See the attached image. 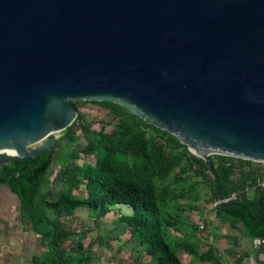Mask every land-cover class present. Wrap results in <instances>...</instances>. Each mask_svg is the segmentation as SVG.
Here are the masks:
<instances>
[{"label": "water", "instance_id": "obj_1", "mask_svg": "<svg viewBox=\"0 0 264 264\" xmlns=\"http://www.w3.org/2000/svg\"><path fill=\"white\" fill-rule=\"evenodd\" d=\"M79 100L124 105L211 168L264 162V0H0V151L17 152L0 165L55 145Z\"/></svg>", "mask_w": 264, "mask_h": 264}, {"label": "trees", "instance_id": "obj_2", "mask_svg": "<svg viewBox=\"0 0 264 264\" xmlns=\"http://www.w3.org/2000/svg\"><path fill=\"white\" fill-rule=\"evenodd\" d=\"M100 102L112 110L127 111L130 115L127 124L110 132L97 130L78 114L62 131L66 141L60 147L53 145L38 155L0 165V180L20 197V220L41 234L47 248L33 264H87L92 254L82 247L68 248L65 241L71 236L86 237L90 229L88 221L97 222L117 209L121 220L129 223L146 245L147 253L155 259L146 264H182L167 240L162 215L171 193L167 189L160 191L157 180L185 163L195 166L208 182L213 202L236 194L214 206L216 216H224L232 228L241 227L248 237L264 238V187L248 188L264 178L263 162L214 153L210 154L211 168L194 153L171 151L172 144L186 145L169 131L124 105L108 100ZM145 127L153 135L147 136ZM129 130L132 135L124 138ZM81 137L87 141L84 149L77 147ZM101 146H122L127 155L99 153L95 149ZM82 152L96 159L79 163ZM53 165L55 169L50 171ZM55 182L75 189L84 185L85 196L61 192L53 199L50 188ZM124 206L130 212H125ZM81 207L89 208L88 219L77 213ZM100 240L102 244L104 238Z\"/></svg>", "mask_w": 264, "mask_h": 264}, {"label": "rangeland", "instance_id": "obj_3", "mask_svg": "<svg viewBox=\"0 0 264 264\" xmlns=\"http://www.w3.org/2000/svg\"><path fill=\"white\" fill-rule=\"evenodd\" d=\"M75 107L78 114H82L97 130L104 129L109 132L118 130V127L127 124L130 118L127 111L112 110L97 100H79ZM144 129L147 136L153 135L154 132L151 129L147 127ZM130 135L132 132L129 130L123 136L127 138ZM65 141L66 137L62 132L57 136L54 146L60 147ZM86 143V139L81 137L77 147L84 149ZM95 150L99 153L108 151L122 156L127 155L122 146L117 148L101 146L96 147ZM170 150L193 153L187 145L184 147L172 144ZM89 159L95 160L96 157L82 152V158L78 162L83 163ZM54 169L55 165L50 171ZM157 186L160 191L167 189L171 193L167 205L162 208V215L167 240L182 264H236L235 260L228 257L226 250L220 246L225 243L221 233L225 230L231 233L234 230L226 218L216 216L215 202L210 198L209 184L204 181L195 166L188 163L177 166L167 177L158 179ZM50 191L53 199L57 198L61 192L85 196L84 185L80 189H75L62 182H55ZM123 210L130 212L127 206H124ZM118 211V209L112 210L97 222L95 219H92V222L88 221L90 229L87 236L84 238L71 236L65 241V246L82 247L92 252L95 259L92 264H146L155 261L147 253L146 245L132 231L129 223L121 220ZM77 213L87 219L90 216L88 207L77 208ZM201 221L204 222L203 228L199 227ZM240 231L242 232L243 229L241 228ZM100 238H104L102 244Z\"/></svg>", "mask_w": 264, "mask_h": 264}, {"label": "crops", "instance_id": "obj_4", "mask_svg": "<svg viewBox=\"0 0 264 264\" xmlns=\"http://www.w3.org/2000/svg\"><path fill=\"white\" fill-rule=\"evenodd\" d=\"M19 206L20 199L0 185V264H33L47 249L41 234L20 220ZM233 230L221 233L225 243L220 246L226 255L236 264H264V238L248 237L241 227ZM92 256L87 264L95 261Z\"/></svg>", "mask_w": 264, "mask_h": 264}, {"label": "built area", "instance_id": "obj_5", "mask_svg": "<svg viewBox=\"0 0 264 264\" xmlns=\"http://www.w3.org/2000/svg\"><path fill=\"white\" fill-rule=\"evenodd\" d=\"M257 162H260V161H257ZM264 163V162H263ZM264 187V178H259V179H257V182H256V186L254 185V186H249L248 188H249V190H254L256 187ZM231 197H236V194L235 193H233V195L231 196ZM230 197V198H231ZM230 198H221V199H219L218 201H216L215 202V204H214V206H216L218 203H223V202H227ZM199 227L200 228H203L204 227V222L203 221H201L200 223H199Z\"/></svg>", "mask_w": 264, "mask_h": 264}, {"label": "bare ground", "instance_id": "obj_6", "mask_svg": "<svg viewBox=\"0 0 264 264\" xmlns=\"http://www.w3.org/2000/svg\"><path fill=\"white\" fill-rule=\"evenodd\" d=\"M3 152V153H9V154H15L17 153L16 151H0V153Z\"/></svg>", "mask_w": 264, "mask_h": 264}]
</instances>
